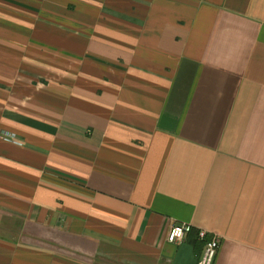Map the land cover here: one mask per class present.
Listing matches in <instances>:
<instances>
[{"label": "crops", "instance_id": "1", "mask_svg": "<svg viewBox=\"0 0 264 264\" xmlns=\"http://www.w3.org/2000/svg\"><path fill=\"white\" fill-rule=\"evenodd\" d=\"M4 131L0 264H264V0H0Z\"/></svg>", "mask_w": 264, "mask_h": 264}, {"label": "built area", "instance_id": "2", "mask_svg": "<svg viewBox=\"0 0 264 264\" xmlns=\"http://www.w3.org/2000/svg\"><path fill=\"white\" fill-rule=\"evenodd\" d=\"M0 138L20 143L16 134L8 131L0 133ZM194 227L190 223H174L167 233V240L172 243H179L192 233ZM197 239L203 242V252L197 264H214L218 250L221 244V238L217 234H210L206 229L199 228L196 230Z\"/></svg>", "mask_w": 264, "mask_h": 264}]
</instances>
